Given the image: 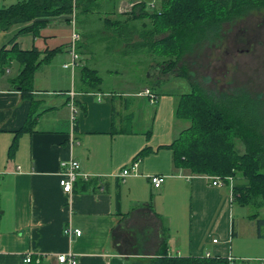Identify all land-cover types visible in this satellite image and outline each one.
Instances as JSON below:
<instances>
[{"label":"crops","instance_id":"0c3cea01","mask_svg":"<svg viewBox=\"0 0 264 264\" xmlns=\"http://www.w3.org/2000/svg\"><path fill=\"white\" fill-rule=\"evenodd\" d=\"M19 1L0 0V10ZM90 2L87 14L0 26V264H67L57 257L68 253L77 264H128L158 254L164 243L173 257L263 264L264 237L250 215L234 207L228 185L213 186L204 175L174 168L167 146L189 126L175 116L178 100L168 118H159L158 106L144 114L141 100L150 101L145 90L156 92L135 88L140 70H124L121 63L103 71L108 59L120 55L135 64L136 56L122 54L124 45L115 43L108 24L139 25L128 14L133 5L156 0ZM72 16L80 35L74 68L64 66L72 59ZM20 51H34L38 63L27 95L15 80ZM86 69L96 70L100 81L85 76ZM104 72L114 77L105 79ZM102 85L126 90L105 91ZM30 114L34 124L23 130ZM144 149L136 175L120 177ZM69 160L86 177L64 192L60 174ZM156 175L165 177L159 188L150 181ZM66 226L81 235L66 237ZM244 240L259 250L248 254Z\"/></svg>","mask_w":264,"mask_h":264},{"label":"trees","instance_id":"16d2710c","mask_svg":"<svg viewBox=\"0 0 264 264\" xmlns=\"http://www.w3.org/2000/svg\"><path fill=\"white\" fill-rule=\"evenodd\" d=\"M90 4V0H21L0 10V26L5 30L12 24L40 18L70 16L73 12L76 15L87 14L92 11ZM262 6L264 0H161L160 8L149 12L142 2L133 5L128 13L132 20L139 19V25L118 22L116 25L108 24V29L114 35L115 43L124 45L122 54L145 50L147 54L161 58L156 62V69L161 68L162 72L171 74L169 80L178 77L186 79L185 69L178 66L182 55L191 50L196 42L215 35L223 22ZM137 10L139 13L135 12ZM43 22L39 21L38 25ZM134 36L139 38L135 40ZM18 54L22 69L15 80L21 92L27 95L32 88L37 58L34 51H20ZM175 69L178 70L177 76L172 74ZM86 70L85 76H93L100 81L96 70ZM153 95L156 97V94ZM249 102L242 92L215 94L192 85L191 92L179 95L175 107L176 118L188 121L189 126L179 132L167 147L172 152V163L176 169L186 170L192 175L219 176L223 179L240 177L242 182L233 180L232 203L258 208L257 200L264 204V136L259 119L251 116ZM33 124L30 114L22 129ZM235 139L245 147L244 153L237 152ZM147 150L139 152L134 161L142 158ZM249 218L254 221L260 236L264 237V218H260L259 213ZM128 264L247 263L212 256L173 257L168 255L164 243L158 254L134 257Z\"/></svg>","mask_w":264,"mask_h":264},{"label":"rangeland","instance_id":"374dc122","mask_svg":"<svg viewBox=\"0 0 264 264\" xmlns=\"http://www.w3.org/2000/svg\"><path fill=\"white\" fill-rule=\"evenodd\" d=\"M160 4L161 0H156L153 6L146 4V9L149 12L158 10ZM135 55V64L132 63V58L122 59L117 55V58L108 59L102 68L103 71L104 69L115 71L121 63H126L124 70L133 65L140 70L141 84L134 85L135 88L143 90L149 87L156 92L152 104L149 100H141L142 113L154 114L155 107L158 106L156 113L159 118L161 116L168 118L173 114L174 103L179 95L191 92L192 85L204 92L215 94L242 92L249 98L251 116L259 119L258 123L264 136V6L252 8L245 14L223 22L215 35L212 37L209 35L202 41L196 42L191 50L182 55L178 66L179 69H185L186 79L178 77L169 80L171 74L162 72L161 68L156 69L155 63L161 61V58L155 55L148 56L145 50ZM176 73L178 70L175 69L172 74L177 76ZM102 74L108 80L114 77L111 76L114 73ZM164 80L166 81L162 86H158ZM102 87L105 91L126 90L122 85H102ZM157 126L155 125V128ZM235 145L239 154L245 152V147L238 139H235ZM233 180L236 183L243 181L240 177ZM257 201L256 207L259 209L251 205L235 204L234 207L248 215L259 213L260 218H264V206H262L264 204L260 200ZM244 241L248 254H255L256 250H259L255 244L250 247L252 243L250 244L249 240Z\"/></svg>","mask_w":264,"mask_h":264},{"label":"built area","instance_id":"2783aa9c","mask_svg":"<svg viewBox=\"0 0 264 264\" xmlns=\"http://www.w3.org/2000/svg\"><path fill=\"white\" fill-rule=\"evenodd\" d=\"M73 17L74 16H72V18H71L73 30H72V34H71V46H70V53H71L72 59H71L70 63H67L64 65L65 67H70V68H74L77 65L78 55L75 52V42L80 39L79 33L74 30L75 22H74ZM144 94L149 96L151 103H153V101L155 100L156 97L149 90H145ZM71 108H72L73 112H76V107L73 105V103L71 105ZM62 167H63V171L60 174L61 178H60L59 184L62 187L64 192H70V191H72L73 183L79 177L85 178L86 176L80 172V170H79L80 165L75 160H69L67 162L62 163ZM137 167H138V164L136 161H134L131 164V166L128 169H124L119 174V176L124 178L126 176L136 175ZM205 177L207 179L211 180V185H213V186H221V185L227 184L229 189H230V195L232 197L233 180L231 177H227L224 179L219 177V176H205ZM164 180H165V177L160 176V175L150 177L151 184L155 188H159L162 185V183L164 182ZM81 233L82 232L79 229H72L70 226H66L63 229V234L68 238H70L73 235L78 237L81 235ZM214 242H216V240H214ZM57 259L60 263L77 264L76 260L74 259L73 254H71V253L58 255ZM24 261L25 262H31V257H26L24 259Z\"/></svg>","mask_w":264,"mask_h":264}]
</instances>
